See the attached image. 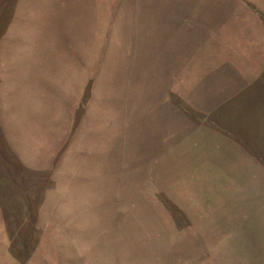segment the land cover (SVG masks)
<instances>
[{
    "label": "rangeland",
    "instance_id": "rangeland-1",
    "mask_svg": "<svg viewBox=\"0 0 264 264\" xmlns=\"http://www.w3.org/2000/svg\"><path fill=\"white\" fill-rule=\"evenodd\" d=\"M0 264H264V0H0Z\"/></svg>",
    "mask_w": 264,
    "mask_h": 264
}]
</instances>
